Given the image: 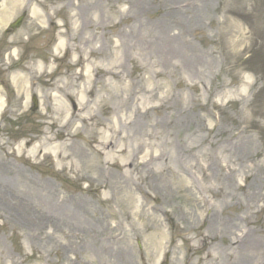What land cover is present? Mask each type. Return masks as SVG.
Masks as SVG:
<instances>
[{
  "label": "rangeland",
  "instance_id": "obj_1",
  "mask_svg": "<svg viewBox=\"0 0 264 264\" xmlns=\"http://www.w3.org/2000/svg\"><path fill=\"white\" fill-rule=\"evenodd\" d=\"M72 60L123 62L87 123L130 153L156 133V184L95 157L86 123L45 141ZM0 264H264V0H0Z\"/></svg>",
  "mask_w": 264,
  "mask_h": 264
},
{
  "label": "bare ground",
  "instance_id": "obj_2",
  "mask_svg": "<svg viewBox=\"0 0 264 264\" xmlns=\"http://www.w3.org/2000/svg\"><path fill=\"white\" fill-rule=\"evenodd\" d=\"M73 28L75 29V27ZM69 35H67V37ZM181 37L182 38H178L182 40V46L171 55L177 59H185L181 61L182 65H185L186 67H191L193 64L196 65L198 60H189V58L186 60L188 57V41L183 33L181 34ZM141 44H143V42ZM73 50H75V48H73ZM83 63L85 64L78 71L66 74V78L62 83V86L56 87V92L58 93L57 96L54 97V95H50L51 99L55 102V107L45 106L48 111L44 114L47 127V132H44L45 141L48 143L49 141L58 139L62 136L65 142L69 141L67 138H72L75 135V131L77 129L76 124L78 122L86 123L85 125L88 129L89 126L91 127L90 133L92 136H90L89 143L94 144V146H91V149L92 154L95 157L98 156L99 152L106 149V156L109 158L115 157L120 160V165L117 167L118 169H116L119 176L125 177L127 175L129 176L133 172L141 171V178L150 179L153 176L152 183L156 184V178L158 175V168L156 166L158 164V140L156 133L153 135V142L146 140L151 137L150 134H144L145 138L141 141V143H143L142 148L137 153H130L128 147L126 146V133H121L114 123L105 125L95 122V126L101 125L104 128L103 132H99L93 127V125H88L87 123L88 109L90 107V103L92 102L91 97L94 95V88L96 87L95 84L97 82L102 83L101 89H106L110 86V82L106 79V77H104L105 75L114 77L119 81H124L123 78L120 77V71L118 70V68L120 69L123 66V62L121 60H112L104 71H100L98 68L94 69L93 60H72L71 65H81ZM156 74H158V72H156ZM18 79H20V77H18ZM124 87L127 88L128 86L124 85ZM157 91L158 87H154L152 90H148L146 87L140 89L138 93L148 92L153 95V97L149 98H154V101H158ZM134 93L136 92H133L130 95H133ZM70 97L76 98L77 107L75 109H70L69 107ZM136 113L145 115L146 111H142L137 107L130 117L125 119V116L121 117V124L127 125V128L132 130L136 125ZM155 125L157 126L158 123H155ZM54 130H56L57 133H54ZM60 130H65V132L60 134L58 133ZM53 133L55 136H52ZM116 139H118V141H116ZM70 146L75 145L70 143ZM66 147L67 145H65L64 148ZM38 148H40V146H38ZM75 150L80 157L84 155L85 158L88 155V153L84 150L81 151L78 148H75ZM70 156L71 154H69L66 150L62 151L60 155L61 159Z\"/></svg>",
  "mask_w": 264,
  "mask_h": 264
},
{
  "label": "water",
  "instance_id": "obj_3",
  "mask_svg": "<svg viewBox=\"0 0 264 264\" xmlns=\"http://www.w3.org/2000/svg\"><path fill=\"white\" fill-rule=\"evenodd\" d=\"M16 24H18V21L16 22Z\"/></svg>",
  "mask_w": 264,
  "mask_h": 264
}]
</instances>
